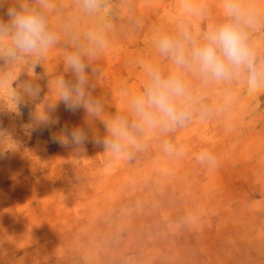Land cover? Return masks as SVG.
<instances>
[{
	"label": "rangeland",
	"instance_id": "rangeland-1",
	"mask_svg": "<svg viewBox=\"0 0 264 264\" xmlns=\"http://www.w3.org/2000/svg\"><path fill=\"white\" fill-rule=\"evenodd\" d=\"M12 2L0 7V20L8 21ZM52 3L53 30L73 20L82 32L105 33L107 47L92 64L93 95L106 121L131 118L128 98L147 83L144 65L165 75L176 70L154 45L158 31L174 35L186 19L200 37L225 20L222 0H106L96 15L81 12L75 0ZM245 4L257 14L249 42L264 62V0ZM188 5L203 9V20L190 16ZM61 37L35 68L42 90L21 106V115L10 111L15 106L0 89V130L15 141L0 133V264H264V90L249 95L243 76L204 83L185 71L207 113L168 133L149 132L139 148L115 154L93 142L105 135L101 121L89 123L83 109L71 113L63 103L49 111L59 124L23 127L34 123L35 108L42 112L45 95L57 98L55 79L71 50ZM27 63L0 75L15 79L25 71L19 80H27L34 74ZM63 125L87 131L83 148L52 139ZM165 142L173 151H165ZM202 154L211 162H201Z\"/></svg>",
	"mask_w": 264,
	"mask_h": 264
},
{
	"label": "clouds",
	"instance_id": "clouds-1",
	"mask_svg": "<svg viewBox=\"0 0 264 264\" xmlns=\"http://www.w3.org/2000/svg\"><path fill=\"white\" fill-rule=\"evenodd\" d=\"M8 0H0V7ZM78 9L87 15H96L106 7V0H75ZM225 20L209 28L200 37L192 33L191 22L182 19L174 35L158 31L153 42L162 57L169 59L175 66V71L165 75L160 67L152 64L144 65L147 83L142 92L132 94L128 98L131 118L115 115L110 120L100 118L103 104L93 95L96 85L93 78L97 69L92 61L98 53L107 47L105 33L100 28L80 31L75 21L69 20L61 27L63 40L70 51L64 58L65 69L62 75L55 79L56 100L50 102L45 95L42 112L36 108L31 118L34 123L23 125L26 130L36 131L51 128L59 124V119L52 120L50 110H55L63 103L66 111L75 113L83 109L89 123L99 120L105 128V135L93 137V142L102 145L104 151L115 154L126 152L128 147L139 148V141L149 132L168 133L183 127L193 115H205L207 108L203 97L194 94L186 82L183 73H197L202 82H231L244 77L247 93L255 95L264 90V62L258 63L255 49L249 42L248 29L257 20L255 9L245 0H222ZM52 0H13L7 7L8 21L0 20V61L7 69L28 61L27 66L33 75L29 79L19 80V75L12 79L10 74L0 75V89L15 106L11 112L21 115L20 108L27 101L39 98L41 87L36 81L40 78L35 72L42 65L46 53L61 41V32L49 27V11H55ZM190 16L203 20V9L187 6ZM65 73H70L73 79H65ZM48 75V74H47ZM49 76V75H48ZM50 77L48 79V88ZM9 139L15 143L10 133ZM52 139L62 147L83 148L89 136L83 127L63 125ZM165 151H173V146L165 142ZM11 150V149H9ZM201 162H211L207 154L198 157Z\"/></svg>",
	"mask_w": 264,
	"mask_h": 264
}]
</instances>
